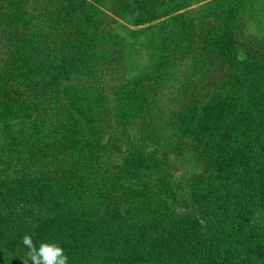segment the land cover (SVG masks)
Wrapping results in <instances>:
<instances>
[{
  "label": "trees",
  "instance_id": "16d2710c",
  "mask_svg": "<svg viewBox=\"0 0 264 264\" xmlns=\"http://www.w3.org/2000/svg\"><path fill=\"white\" fill-rule=\"evenodd\" d=\"M217 2L205 8L217 14ZM232 6L224 25L240 16L241 5ZM165 8L164 0H35L33 8L0 0V131L13 126L14 141H28L9 147L18 177L0 179L2 261L21 264V238L31 234L37 244L59 242L69 264H228L238 241L240 259L264 264V45L244 46L206 17L195 32L190 13ZM162 19L151 35L162 33L166 55L130 78L133 54L119 29L139 32L117 20L142 27ZM179 72L168 100L158 97L154 81ZM45 104L74 111L91 150L51 142L53 126L32 131L35 113L49 115ZM5 150L0 165L10 161ZM226 152L225 165L240 170L235 182L215 171ZM93 153L111 161L126 153L130 168L104 169ZM204 160L215 183L188 210L176 207V174L182 184ZM242 196L237 217L229 208Z\"/></svg>",
  "mask_w": 264,
  "mask_h": 264
},
{
  "label": "rangeland",
  "instance_id": "374dc122",
  "mask_svg": "<svg viewBox=\"0 0 264 264\" xmlns=\"http://www.w3.org/2000/svg\"><path fill=\"white\" fill-rule=\"evenodd\" d=\"M27 3L29 8H33L34 1L35 0H23ZM41 1V0H36ZM107 4V6L110 5L111 0H102ZM211 1H218L217 6L219 7L215 9L217 14L213 12L211 9L208 10V8H205V6L208 3H211ZM44 3V2H43ZM165 6L167 10H175L177 9L176 13L173 15L178 14H188V17L194 18L195 23L191 24L189 20H187L186 25L192 26V29L200 30V27L202 26V22L200 21L203 17L208 18L212 22H214V25H223V31L225 32L226 36H232L236 40V42L240 44H244V46L247 47H261L264 45V0H251L250 2L248 0H164ZM240 4L242 7V10L240 12V16L230 22L228 25H224L226 22L224 21L226 15L229 13L230 8L233 7L232 5ZM235 7V6H234ZM105 8V7H104ZM104 10V9H103ZM106 8V13L110 14ZM213 12L215 17H212L211 13ZM170 16L166 17L168 19ZM165 19H162L160 21L146 24L142 27H132L126 24L125 22L121 20H117L120 24L125 25L130 28V30L138 31L139 33L134 36H128L126 32H124L123 29H119V32L127 38V44H129L127 50H129L133 57L129 60V64L127 65V68H130L128 70V76L132 79L138 78L141 75L145 74L147 71L151 70L153 62H156V64H160V61L162 58L166 55V53L162 50H160V46L162 43L163 35L162 33L158 32L155 33L154 36L151 35L152 31L156 32V28H154V24H157ZM196 44V43H195ZM194 44V45H195ZM195 48L192 49L194 53L198 52L196 49L198 46H194ZM264 50V47H262ZM188 61V59H187ZM187 65V64H186ZM179 66L177 65L176 68ZM185 67L181 66L180 70ZM164 67H159L160 70H162ZM174 69H171L173 71ZM217 71V70H216ZM174 72V71H173ZM172 72V73H173ZM219 70L215 73L219 74ZM175 78V79H174ZM174 78L170 75L168 78H164L163 80L154 81V92L158 95V97H162L165 101L168 100L169 96L172 94V92L175 91L178 84V80H182L183 74L179 72V74L174 75ZM178 79V80H177ZM198 86H201L198 84ZM16 90L22 91L20 94L21 100H27L29 97V94L27 92V89L23 88L22 86H15ZM197 91V90H196ZM192 91L188 90L187 94H190ZM201 92V91H200ZM198 95V94H195ZM183 99V98H182ZM194 96L187 98L189 102L192 104L194 102ZM20 100V102H22ZM46 111L49 115L43 116L41 113H35L30 121L33 122V129L32 131L36 130L35 126L37 124L43 125L46 127L53 126L54 129L57 130L58 134L57 139H54L52 134H49L48 139L51 140V142H55L59 138H65V139H71L72 141L76 142L78 146L82 147L86 150H91L90 146H88V143L90 144L88 140V136L86 135V130L84 128V125H82V121L79 118V116L72 111L70 108L65 107L61 109H57L55 106L48 107V104H45ZM52 116L54 114L57 115V118L54 117L52 119ZM168 117L170 118V108L169 112H167ZM170 127V126H169ZM13 126L10 128V130L3 132L0 131V152L3 148L6 150L4 151L2 155L3 161L5 158H10V161L4 162L5 165H0V179H9V178H17L18 176L15 175V172L18 170L17 163H15V155L13 157H9V147L14 144V138L15 134L13 133ZM44 130V129H39ZM46 130H50V128H46ZM51 132V131H50ZM40 133V131H39ZM49 140V141H50ZM14 141V142H13ZM181 142L189 143V139L187 137H184ZM17 143V142H16ZM28 141L26 142H18L16 146H20V148H25ZM14 146V145H13ZM115 150L117 148L114 147ZM95 156H98L97 154L93 153ZM1 155V154H0ZM229 152H226L225 154L221 155L224 156L222 159V162L218 164V169L215 168V171L220 172V174L224 177H227L230 181L235 182L238 180L240 175V170L236 167H227L225 163L227 162L226 157H229ZM117 156V154H116ZM173 156V154H172ZM126 157H129L128 154L124 153L123 155H118L116 157L115 161H111L109 158H107L102 153H99L98 157L94 158V164H101L103 165L102 168L106 169V165L109 169L113 170L112 172L118 173L119 171H122V167L130 168L129 165H127L128 159H125ZM113 158H115L113 156ZM99 161V163H97ZM12 163V164H8ZM200 168L197 171V176L194 174L190 176L188 180L181 184V177L182 173L179 172L176 174L174 182L179 185V191L178 195L176 197V207H180L181 209L188 210V202L189 204H192L193 201H197L203 196L201 195L202 192H207L212 185L215 183V180L212 179L211 173L212 170L210 168H207L205 165V160L200 163ZM105 166V167H104ZM100 168V169H102ZM214 169V167H212ZM195 176V177H194ZM166 183V182H165ZM240 194H242L240 192ZM241 201L237 202H231L232 207L229 208V211L235 213V215L238 217L239 215H243L245 212V206L247 202L244 200V196H242ZM175 207V208H176ZM240 224V223H239ZM244 224V223H241ZM239 227L236 225L234 227L235 230H237ZM241 237V236H239ZM254 239V238H253ZM252 239V240H253ZM236 241H238L237 238H235ZM241 242L238 241L234 243L230 251L232 252L233 249L236 253H234L235 256H238V258H232V255L228 261V264H251L248 260L245 259V257L242 256L240 259V251L243 255H245L246 251L241 246ZM0 264H7L5 261H2L0 259ZM255 264V263H252Z\"/></svg>",
  "mask_w": 264,
  "mask_h": 264
},
{
  "label": "clouds",
  "instance_id": "9594fccd",
  "mask_svg": "<svg viewBox=\"0 0 264 264\" xmlns=\"http://www.w3.org/2000/svg\"><path fill=\"white\" fill-rule=\"evenodd\" d=\"M21 243L26 249L21 264H69V257L61 244L54 240L34 242L31 234H24Z\"/></svg>",
  "mask_w": 264,
  "mask_h": 264
}]
</instances>
